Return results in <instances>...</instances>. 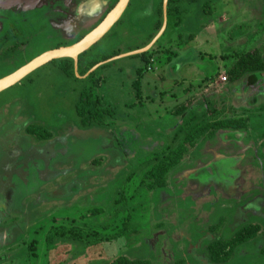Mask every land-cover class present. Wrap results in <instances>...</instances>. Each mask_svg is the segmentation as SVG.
Instances as JSON below:
<instances>
[{
	"label": "rangeland",
	"instance_id": "rangeland-1",
	"mask_svg": "<svg viewBox=\"0 0 264 264\" xmlns=\"http://www.w3.org/2000/svg\"><path fill=\"white\" fill-rule=\"evenodd\" d=\"M28 1L32 8L6 12L20 17L9 27L17 35L3 40L0 24V77L75 43L116 2ZM160 1L128 0L82 64L143 52L77 76L53 59L0 92V147L9 156L0 189L11 187L0 197V264H264V71L251 84L242 61L264 62V0L180 2L142 47ZM82 92L97 110H112L101 127L78 128ZM232 116L246 128L184 142L194 121ZM179 145L176 165L159 181L144 179ZM26 158L34 167L23 183L36 169L41 180L21 191L2 174L12 164L20 175ZM52 228L68 233L46 240Z\"/></svg>",
	"mask_w": 264,
	"mask_h": 264
},
{
	"label": "trees",
	"instance_id": "trees-1",
	"mask_svg": "<svg viewBox=\"0 0 264 264\" xmlns=\"http://www.w3.org/2000/svg\"><path fill=\"white\" fill-rule=\"evenodd\" d=\"M188 2V3H198L199 0H167V7L166 12L169 13L172 11L173 6L176 5L179 2ZM157 13L159 16V19L155 23L154 32L150 35H148L147 39L143 42L142 47L146 46L156 35V33L159 31L162 25V1H160ZM117 55H109L107 57H101V59L97 61H88L85 64H82L83 62V55L80 54L78 57V72L80 75H84L92 66H94L97 62L103 61L106 59H109L111 57H114ZM63 64L66 67L67 74L70 76H74L73 71V60L70 58H61L60 59ZM242 61H244L243 65L248 69V71L251 72L249 83L253 84L258 80V71H264V62L261 61L258 57H251L249 56L242 58ZM80 68V69H79ZM94 100L92 102V99L90 95L87 92H82L79 96V99L77 103L75 104V112L78 116L81 118H84L85 120L81 123V125L78 127L79 129H86L89 127H101V123L98 119L103 117L104 115H108L112 112V110H97V108L94 106ZM217 113V110L215 108H212L209 111V115H214ZM83 116V117H82ZM87 120V121H86ZM95 122V123H94ZM247 120L243 117H222V118H214L210 121L205 122H196L194 121L190 128L186 131L184 142H188L193 140L194 138L203 135L205 133H208L210 136L214 135L216 131L224 130V131H240L246 128ZM38 139H47L49 137L48 132L38 133L37 135ZM226 139H230L231 135L227 134L225 136ZM184 152V145H179L172 151H170L167 155L163 156L157 163L147 171V173L144 175V179H154L156 181H159L166 172L172 168L174 165L178 163V161L181 159ZM53 173V172H52ZM199 173H203V171H200ZM54 174V173H53ZM68 231L63 228H52L50 229L46 234V240H50L54 236H65L67 235Z\"/></svg>",
	"mask_w": 264,
	"mask_h": 264
},
{
	"label": "water",
	"instance_id": "water-1",
	"mask_svg": "<svg viewBox=\"0 0 264 264\" xmlns=\"http://www.w3.org/2000/svg\"><path fill=\"white\" fill-rule=\"evenodd\" d=\"M128 0H118L116 4L112 7V9L105 15V17L101 20L99 24H97L92 30H90L87 34H85L79 41L76 43H73L72 45L65 46V47H58L56 49H52L49 51H46L36 58H34L32 61H29L25 65L21 66L14 72L0 78V92L9 88L19 80H21L25 75H27L29 72L34 70L35 68L53 60V59H59V58H72L74 61V72L75 75L77 76L76 73V61H77V56L78 54L84 52L87 50L89 47H91L96 41H98L110 28L111 26L119 19L123 11L125 10L127 6ZM166 7H167V0H162V25L157 34L153 37L151 40L150 44L153 43L159 34L163 31L165 27V15H166ZM149 44V45H150ZM148 45V46H149ZM147 47L137 50V51H132L129 53H125L122 55H117L114 57H111L109 59H106L102 62H99L92 66L88 71H92L101 64H104L106 62H109L113 59L123 57V56H128V55H133L137 54L140 52H143L146 50ZM40 58V59H39ZM39 59V60H37ZM37 60V61H36Z\"/></svg>",
	"mask_w": 264,
	"mask_h": 264
},
{
	"label": "flooded vegetation",
	"instance_id": "flooded-vegetation-1",
	"mask_svg": "<svg viewBox=\"0 0 264 264\" xmlns=\"http://www.w3.org/2000/svg\"><path fill=\"white\" fill-rule=\"evenodd\" d=\"M65 1V4H68V2L70 1V0H64ZM109 1L110 0H107V2L109 3ZM118 0H116V2H117ZM116 2H115V4H116ZM180 3V2H179ZM179 3H177V4H179ZM114 4V5H115ZM27 6L29 7V8H32L33 7V4L32 3H30L29 1L27 2V0H0V24H5V25H7V26H3V25H1V27H3V29H2V39L3 40H6V38L7 37H9L10 35H13V36H15V35H17V33L16 32H12L10 29H9V27H14L16 24L17 25H19L20 24V22H19V20H20V17H15V16H11V15H7L6 14V12H7V9H11V11L13 10V9H15V10H18L17 12H19V10H21V9H25V8H27ZM113 7V6H112ZM112 9V8H111ZM6 16L7 17H9V19H7L6 18ZM20 25H22V24H20ZM7 29H8V31H7ZM14 29H16V28H14ZM10 30V31H9ZM8 39V38H7ZM81 39V38H80ZM79 39V40H80ZM10 40V39H9ZM78 40V41H79ZM77 42V41H76ZM75 42V43H76ZM70 45H72V44H70ZM2 45H0V47H1ZM69 46V45H68ZM59 47H65V46H59ZM90 48V47H89ZM88 48V49H89ZM86 51V50H85ZM82 52V53H80L81 55H83V58L82 59H84V56H85V53L86 52ZM80 54H78V56H77V61H76V70H77V68H78V57L80 56ZM65 58H68V57H65ZM73 60V59H72ZM83 62V61H82ZM42 66V65H41ZM20 68V67H19ZM38 68V67H37ZM64 68L66 69V67H65V65H64ZM36 69V68H35ZM34 69V70H35ZM80 69V68H79ZM17 70V69H16ZM34 70H32L31 72H29L28 74H31ZM15 71V70H14ZM14 71H12V72H14ZM73 71H74V61H73ZM12 72H10V73H12ZM88 72V71H87ZM10 73H8V74H10ZM8 74H5L4 76H6V75H8ZM27 74V75H28ZM74 74H75V72H74ZM4 76H1L0 78H2V77H4ZM26 76V75H25ZM24 76V77H25ZM23 77V78H24ZM19 82V81H18ZM2 92V91H1ZM88 129V128H87ZM80 130H86V129H80ZM48 147V146H47ZM0 166H2L3 165V163H5V160H6V162H8L9 161V156H8V154L6 153V151L3 149V148H1L0 147ZM16 157H17V155H16ZM16 157L14 158V161H15V159H16ZM11 159V161H12V159L13 158H10ZM30 159V158H29ZM28 158H26V159H24L23 161H25V165L23 166V168H22V170H21V174L19 175L17 172H15L16 170L13 168V166H12V164L10 165V167H9V169L11 170V172L10 173H4V174H2V176H4L5 178H7L8 177V175H10L11 176V178H10V176H9V178H8V182L9 183H11V181L15 178V179H17V182H16V184H17V186L19 187V189L22 191V187L21 186H29V188H31V190H33L34 189V187H35V184L36 183H38V181H39V179H40V176H39V174H38V169H36L37 171H36V173H33L32 175H31V180H28L27 182H25V184L23 183V178H29L30 177V172H29V169L31 168H33L34 167V164H30V163H34V160H32V162H27L28 160H29ZM36 159H39V158H36ZM31 160V159H30ZM41 162H43L42 163V167L44 166H46L45 165V160L43 159V158H40L39 159ZM48 160V159H47ZM49 161H50V159L47 161V167L49 166ZM13 162V161H12ZM27 168V173H25V175L24 176H22V174L25 172L24 171V169H26ZM0 169H1V167H0ZM14 177V178H13ZM10 179H11V181H10ZM1 180V179H0ZM41 180V179H40ZM7 187H8V185L5 187V190L4 191H2L1 189H0V197H2L6 192L5 191H7V192H9V190H10V188L11 187H8V189H7ZM8 194V193H7Z\"/></svg>",
	"mask_w": 264,
	"mask_h": 264
},
{
	"label": "bare ground",
	"instance_id": "bare-ground-1",
	"mask_svg": "<svg viewBox=\"0 0 264 264\" xmlns=\"http://www.w3.org/2000/svg\"><path fill=\"white\" fill-rule=\"evenodd\" d=\"M35 58H36V57H35ZM39 59H40V58H39ZM39 59H37V60H39ZM32 60H33V59H32ZM32 60H31V61H32ZM37 60H36V61H37ZM80 134H82V135H85V134L90 135V134H94V133H93V131H89V132H84V131H83V132H81ZM94 135H99V134L97 133V134H94Z\"/></svg>",
	"mask_w": 264,
	"mask_h": 264
},
{
	"label": "built area",
	"instance_id": "built-area-1",
	"mask_svg": "<svg viewBox=\"0 0 264 264\" xmlns=\"http://www.w3.org/2000/svg\"><path fill=\"white\" fill-rule=\"evenodd\" d=\"M224 80V79H223Z\"/></svg>",
	"mask_w": 264,
	"mask_h": 264
}]
</instances>
